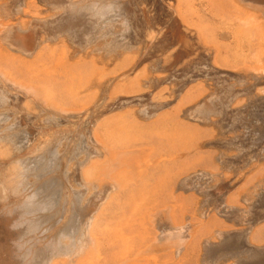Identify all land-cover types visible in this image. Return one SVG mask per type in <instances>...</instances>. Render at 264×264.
Listing matches in <instances>:
<instances>
[{"label":"bare ground","instance_id":"bare-ground-1","mask_svg":"<svg viewBox=\"0 0 264 264\" xmlns=\"http://www.w3.org/2000/svg\"><path fill=\"white\" fill-rule=\"evenodd\" d=\"M41 1L54 13L36 9L37 0H0V110L23 114L13 119L0 112V128L14 121L10 131L4 129L10 140L0 142V158L6 160L11 150L31 142L32 133L21 130L32 124L34 106L39 116H48L49 126L59 129L71 119L79 122L71 129L84 125L74 145L73 137L67 139L66 152L59 150L61 136L42 140L39 154L25 161L33 184L24 183L15 166L0 179V215L22 217L12 216V224L25 228L19 239L27 240L22 245L17 241L18 251L12 249L18 259L23 254L20 264H264V227L254 226L255 219L247 216L254 193L264 189V178L236 199L224 197L232 177L250 182L258 165L249 167L246 161L249 168L237 167L236 151L252 137L250 131L257 132L255 126L264 128V87L262 94L253 92L264 86V19H257L264 18V0H141L155 19L173 20L178 13L194 28L199 46L192 62L186 59L190 51L183 49L179 19L151 48L158 33L152 27L144 44L131 28L127 41H117L116 33L126 29L118 20L133 11L130 2L131 7L126 5L130 0ZM142 13L147 19V11ZM188 14L194 23L187 22ZM78 19L94 24L93 38L64 34L74 31L72 24L64 29V23ZM38 27L56 32L41 41ZM90 59L91 64L86 62ZM142 63L147 72L133 83ZM165 82L172 85L169 95L157 102L154 96ZM116 110L125 113L92 119ZM252 119L259 124L249 130ZM263 135L257 142H264ZM214 141L224 148L211 154L206 150ZM263 153L257 156L261 163ZM63 155L70 164L76 162L65 173L69 163ZM70 169L77 187L68 185ZM243 222L248 229L241 227Z\"/></svg>","mask_w":264,"mask_h":264},{"label":"rangeland","instance_id":"rangeland-1","mask_svg":"<svg viewBox=\"0 0 264 264\" xmlns=\"http://www.w3.org/2000/svg\"><path fill=\"white\" fill-rule=\"evenodd\" d=\"M61 1H64V4H69V2H71V0H61ZM132 1V2H131ZM139 1V2H138ZM128 3L126 4L127 5V7H131V5H133V7H131L130 8V10H133V11H131L130 13L131 14H129V16H128V18L125 16L124 17V19H119L118 20V23L120 22V23H123V25H125V28L126 29H123V31H122V33L121 32H117L116 33V36H117V41L118 42H124V41H127V34H129V32L127 31L128 29L130 30V28H131V32L130 33H134L133 35L136 37V39L137 38H139V37H143V39H141V40H143V41H141L142 43L146 40H149L151 37H149L150 36V34L149 33H147L146 32V30L150 27H152L153 28V30H154V32H158V33H156V34H154V37H153V43H151V45H150V47L152 46V47H154V46H156V45H158V43L159 44H161L162 43V38H163V34L162 33H164L165 32V30L166 31H168L169 30V27L171 26V24L177 19H179L178 21H177V23H179L178 25H179V27H180V32H182L181 34H183V37L185 38V44H184V46H183V49L185 50V51H190V55H186V59H187V57H188V61L189 60H191V59H193L194 58V53H195V50L198 48V46H199V42H198V40H197V38L195 37V35H194V31H193V27L192 28H189V26L183 21V20H181V17H180V15L178 14V13H174V19L172 20V19H168L167 20V18L168 17H165V19H163L162 21H160V20H158V19H155L154 18V12H152L149 8H146V4L147 3H143L141 0H135V1H133V0H130V1H127ZM131 3V5H130V3ZM136 3V4H135ZM140 3H143V4H145V5H141ZM130 6H129V5ZM139 5V6H136V5ZM36 6H37V8L36 9H38V10H40V11H42V12H44V13H46L47 12V10L49 9V7L44 3V2H42L41 0L39 1V0H37V2H36ZM66 6V5H65ZM135 6H136V9H137V13H136V10H135ZM141 6V7H140ZM143 6H144V8H143ZM168 6V5H167ZM42 8V9H41ZM43 8H46V9H43ZM133 8V9H132ZM140 9V10H139ZM143 9H145V11H147V13H146V15H148L147 16V19H144L143 18V13H142V11H143ZM49 12V13H48ZM47 12V14H52V13H54V12H50V11H48ZM135 12V13H134ZM149 12H151V13H149ZM175 12V11H174ZM153 13V14H152ZM111 14H112V12H111ZM110 14V15H111ZM138 14V15H137ZM175 14H178L179 15V18L177 17V15H175ZM23 15V14H22ZM135 15H137L136 17H134ZM151 15V16H150ZM194 15H187V22H189V21H191V23H194L191 19H195V17H193ZM15 17L17 18H20V16L18 15V16H16L15 15ZM15 17H13L12 19H16ZM129 17H130V19H129ZM152 17V18H151ZM176 17V18H175ZM22 19H25V21L28 19L27 17H25V16H23V17H21ZM126 19V20H125ZM136 19H138V20H136ZM143 19V20H142ZM227 19H232V18H227ZM250 19H254V17L252 16V18H250ZM257 19H264L263 17H258ZM81 19H78V20H75V21H71L70 23H69V25H68V23H64V29H66L67 28V26H70L71 24H72V26H74L73 28H74V31H68V30H65L64 31V34H66L67 35V33L69 34L70 32H74L73 34H70V37H73L75 34H76V32H78L77 33V35H78V37H79V39H81V40H87L88 38L87 37H85L84 39H83V36H88V37H91L92 36V38L94 37V34H93V29L92 28H94V30H95V27H94V24H92V22L91 21H87V19H86V21H83V20H81ZM90 20V19H89ZM152 20V21H151ZM167 20V21H166ZM172 20V21H171ZM78 21V22H77ZM133 21V22H132ZM182 21L184 22L183 24H181L182 23ZM27 22V21H26ZM111 22L112 21H110V24H111ZM115 22H117V21H115ZM155 22V23H154ZM161 23V26L160 25H158V23ZM165 22H166V24H165ZM170 22V23H169ZM119 23V24H120ZM26 24H28V23H26ZM90 24V25H89ZM130 24V25H129ZM156 24V25H155ZM165 25V27H164V25ZM79 25V26H78ZM85 27H84V26ZM100 23H99V27H100ZM134 25V26H133ZM163 25V26H162ZM77 26V28H75ZM130 26V27H129ZM132 26V27H131ZM134 27V28H133ZM164 27V29H162ZM89 28V30L87 31V29ZM165 28H167V29H165ZM220 28H221V26L219 27V29H218V31L217 32H219L220 31ZM36 29H38L37 31H36V33H37V36H39V38H41V41L42 40H44V39H46L47 38V36L49 35V34H53L52 32H56V31H54V30H52V28L51 27H45V29L44 28H40V27H38V28H36ZM63 29V30H64ZM77 29V30H76ZM132 29H134V31H137L138 30V32L136 33V32H133V30ZM144 29V30H143ZM161 29V30H160ZM182 29V30H181ZM216 29H217V27H216ZM40 30H41V32H40ZM82 30V31H81ZM125 30V31H124ZM141 30V31H140ZM42 31H44V32H42ZM50 31V32H49ZM67 31V32H66ZM85 31V32H84ZM144 31V32H143ZM193 31V32H192ZM82 32H84V33H82ZM192 32V33H191ZM34 33H35V31H34ZM141 33V34H140ZM147 33V34H146ZM46 34H48L47 36H46ZM120 34V35H119ZM136 34V35H135ZM73 35V36H72ZM80 35H82V37L80 36ZM89 35H91V36H89ZM148 35V36H147ZM138 36V37H137ZM182 36V35H181ZM75 37V36H74ZM126 37V38H125ZM134 37V38H135ZM147 38V39H146ZM160 38V39H159ZM195 38V39H194ZM75 39V38H74ZM192 39V40H191ZM110 41L109 42H111V43H113V45L114 44H116V42H113L112 41V38L111 39H109ZM40 41V42H41ZM68 41V44L70 45V46H72V47H74L73 46V44H72V42L68 39L67 40ZM70 41V42H69ZM92 41V40H91ZM138 41V45H139V43H140V41L139 40H137ZM145 41V42H146ZM157 41H159L158 43H157ZM263 41V40H262ZM95 41H92V43H94ZM144 42V43H145ZM161 42V43H160ZM143 43V44H144ZM222 43H224V44H226V43H228V41H225V40H223L222 41ZM263 43H264V41H263ZM72 44V45H71ZM136 44V45H137ZM264 45V44H263ZM262 45V46H263ZM44 46H46V45H43V47ZM94 46H95V43H94ZM150 47H149V49H150ZM151 47V48H152ZM75 48V47H74ZM263 48V51H264V46L262 47ZM93 50V49H92ZM94 51V50H93ZM196 51H198V50H196ZM71 52V54H72V52H73V50H71L70 51ZM69 52V53H70ZM170 52H171V50H169V52L167 53V55H165L166 57H168L169 58V55H170ZM122 53L124 54V51H122ZM70 54V55H71ZM97 56V55H96ZM100 56V54L97 56V57H99ZM160 56H162V55H160ZM112 59V58H111ZM123 60V58L122 57H120V58H118V59H116V60H114L113 61V63H112V66H111V68H110V70H109V72H110V74L112 73V72H114V71H116V70H114L115 68H114V66H115V64L116 63H118V62H121ZM116 61V62H115ZM75 63V61H71L70 63ZM87 63H89V64H91V59L90 60H87L86 61ZM115 62V63H114ZM189 62H192V60L191 61H189ZM255 63V62H254ZM148 64V63H147ZM192 64V63H191ZM146 65V63H142V65L137 69V71H136V73H135V75H133V77L132 78H135V79H133L134 81H133V83H135L136 82V80H139L140 81V79L143 77V74L144 73H146L147 72V69H144V66ZM259 65V64H258ZM101 65H98V67H100ZM194 66V65H193ZM192 66V67H193ZM143 67V68H142ZM258 67H260V65L258 66ZM91 68V67H90ZM148 68V67H147ZM193 69V68H192ZM226 71H225V70ZM222 70H224L223 72L224 73H232V74H234L236 71L235 70H233V69H228V68H223ZM231 71V72H229V71ZM234 71V72H233ZM112 75H114V74H112ZM235 75V74H234ZM134 76H136V77H134ZM163 76H167L166 74H164ZM1 81V80H0ZM125 82H127V81H125ZM124 83V82H123ZM212 83H214V82H212ZM196 83H194V84H192V86H196L195 85ZM121 85V84H120ZM171 84H170V82H165L164 83V85L159 89V90H157V92L156 93H158L156 96H154V99H156L155 101H157V100H159L160 98H165V97H168V95H169V90H170V88H171ZM259 87V88H258ZM257 88H254L255 90H253V92H254V94L256 95V94H262V91H260V88H263L264 86H263V83L260 85V86H258ZM163 89V90H162ZM165 89H166V91H165ZM168 89V90H167ZM2 90V89H1ZM160 90H162V91H160ZM2 94H4L3 92H2ZM159 94H161V96H159ZM4 96V95H3ZM135 96V95H134ZM2 97V95L0 96V98ZM132 97V96H131ZM244 99V101H242V104H244L246 101V99L245 98H243ZM1 101H4V100H1L0 99V102ZM160 101H161V99H160ZM158 102V101H157ZM110 105H111V103H109ZM108 104V105H109ZM2 109H3V111H2ZM1 110H0V112L2 113V115H9V114H11V116L10 117H13V119L14 118H18V117H22L23 116V114H21L20 112L21 111H16V110H14V111H12L13 109H6L5 107H3ZM22 109V108H21ZM21 109H19V110H21ZM131 110V109H130ZM16 111V112H15ZM38 111H40L39 109L37 110L36 109V107L34 106V108L32 109V111L29 113L30 115H32L31 117H30V119L32 120V124L31 123H29L28 125H27V127L25 126V128H22V132L23 133H25V134H29L30 132L32 133V137H31V142H33V140H34V142H33V144L29 141V142H26V144H25V148L23 147V149L21 150V149H19V151H18V147L17 146H12V144H10L9 145V148H11V147H13V148H16L17 149V151L16 152H19V153H16L15 154V150L13 149V148H11V149H13L14 151H10L12 154H10V155H8V158L5 160L4 158H0L1 160H0V179L2 178V176L6 173V170H8L9 169V171H10V169L12 170L13 168H14V166L15 167H17L18 169H19V173H18V175H21L20 177H21V179L24 181V183L25 182H28V185L30 184L31 185V183L33 184L34 182H33V180H35V178L34 177H31V172H30V170H29V167L27 166V163L25 162V161H27V159H30L32 156H36V154L38 155L39 153L37 152L39 149H40V145L43 143V141L42 140H44V139H46L47 140V138H48V140H51L55 135H57L56 137V139H59L60 138V136H61V139H60V141H62L63 143L60 145V147H59V150H60V152H66V149L68 150V146L70 145L69 144V142L70 143H73V145L76 143L75 141L77 140L76 139V135L78 134L79 135V131H80V127H81V131H83V128H82V126L84 125V124H82V122H80V124H82L81 126H79L78 128H79V130H76V129H71V126L72 125H70V124H73V127H75L74 125H76L77 126V124L79 123L78 121H72L73 119H71V122L69 123V122H64L67 126L68 125H70L69 127H70V129H69V127H67L65 124L63 125V127H61V128H59V129H57L55 126V124L54 125H52V126H49L48 124H47V119H48V116L47 115H44V116H39V114H38ZM100 111H102V109H100ZM4 112V113H3ZM9 112V113H8ZM125 112H119L118 110H116V111H113V112H110V113H106L105 115H101V114H98V113H96V114H94L93 115V117L94 118H92V119H94V121H98V120H102V121H104V119H106V118H110V117H113V116H117V115H121V114H124ZM263 114V118H264V111L262 112ZM19 114V115H18ZM1 116V115H0ZM9 116H8V118H9ZM100 116V117H99ZM104 116V117H103ZM258 117H260V116H258ZM63 118H67V117H63ZM36 119V120H35ZM42 120V121H41ZM65 121H67V120H65ZM259 121V119H252V121H250L249 123H248V126H250V129L249 130H252L251 128H252V126H254V125H257V124H259V123H257ZM11 122V123H10ZM77 122V123H76ZM253 122V123H252ZM8 123V124H7ZM5 125L6 126H3L4 128H0V133L2 134H0L1 136H0V142L1 141H3V140H5V142H6V140H10V137L8 138V136H9V134H8V132L7 131H10L8 128L10 127V126H12L13 124H14V121L13 120H10V121H8ZM252 123V124H251ZM46 125H47V127H46ZM252 125V126H251ZM32 127V128H31ZM51 127H53V128H51ZM56 128V130H55V128ZM256 127V129H258V130H256L257 132H252V131H250V133H249V137L250 136H252V137H250L249 138V140H247V142L244 144V146L243 147H241L242 149H240V150H238V151H236V157L237 158H239L240 160H239V163H238V165H236L237 167L239 166V168H242V167H244V166H246V167H244V168H249V167H251V166H256V162H257V169H258V166H259V169L257 170H254L253 172H252V174H250L249 175V177H251L252 178V180L249 182V181H247L246 182V180H248V178H241L240 177V179L237 181V182H234L237 178L235 177V179L232 177L231 178V180H229L228 182V184H227V186L229 187L228 189H227V193H225V195H224V197H225V199H228V198H231V196L233 197V198H237V195H239L240 193H243V191L245 192V191H247L246 189H248V188H250L251 186L250 185H253V182L254 183H256L259 179H263L264 178V162L263 163H261L259 160H262L260 157L258 158L257 156H259V154H261L262 155V153L264 152V142L262 141L261 143L260 142H257V139H258V137L259 138H261L260 136H262V134L264 133V128L262 127V126H259V125H257V126H255ZM258 127V128H257ZM260 127V128H259ZM28 128V129H27ZM49 128V129H48ZM64 128H66V129H63ZM68 128V129H67ZM76 128V127H75ZM4 129H6L7 131H5ZM2 130V131H1ZM4 130V131H3ZM74 130H75V132H74ZM47 131V132H46ZM56 131H59L57 134H56ZM71 131H73V132H71ZM78 131V132H77ZM262 133L261 135H259L258 134V136H257V138H256V135H255V133ZM55 133V134H54ZM61 133V134H60ZM69 133V134H68ZM73 134V136H72V134ZM86 134L88 133L87 131L85 132ZM243 133V132H242ZM54 136H53V135ZM65 134V135H64ZM68 134V135H67ZM252 134V135H251ZM4 135V136H3ZM59 135V136H58ZM75 135V136H74ZM77 135V136H78ZM20 137L22 136V138H24V135H19ZM48 136H51V137H48ZM5 137H7V138H5ZM47 137V138H46ZM59 137V138H58ZM73 137V138H72ZM263 137H264V135H263ZM33 138H35V139H33ZM50 138V139H49ZM64 138H66V140L64 139ZM69 138H72V140H74V142H72V140L70 139V141L69 140H67V139H69ZM75 138V139H74ZM39 139V140H38ZM53 140V139H52ZM250 140H252L253 142H251ZM69 141V142H68ZM4 142V141H3ZM68 142V143H67ZM215 142V141H214ZM250 142V143H249ZM256 142V143H255ZM216 143H217V141L214 143V145H213V147H212V149H211V146L210 145H208L207 147L209 148L208 150H206L207 152L209 151L211 154H213L212 152H213V150H216V151H214L215 152V154L216 153H218V150L221 152V148H224L223 146H218L219 144L217 143V145H216ZM252 143V144H251ZM69 144V145H68ZM73 145H71L72 147H73ZM254 145H256V146H254ZM23 146V145H22ZM34 146H36V148L34 147ZM70 146V147H71ZM250 146V147H249ZM75 147V146H74ZM216 147V148H215ZM220 147V148H219ZM39 148V149H38ZM65 148V149H64ZM219 148V149H218ZM25 149V151H23ZM27 149V150H26ZM33 150V151H30V150ZM253 149V150H252ZM35 150V151H34ZM37 150V151H36ZM242 150V151H241ZM30 152V153H28V152ZM204 151H205V149H204ZM260 151H261V153H260ZM248 152V153H247ZM254 152V153H253ZM14 154V155H13ZM23 154V155H22ZM35 154V155H34ZM239 154V155H238ZM249 154H250V157H249ZM251 154L252 155H254V158L253 157H251ZM264 154V153H263ZM12 155V156H11ZM16 155V156H15ZM21 155V156H20ZM29 155H30V157H29ZM32 155V156H31ZM260 155V156H261ZM15 156V157H14ZM18 156V157H17ZM26 156V157H25ZM64 156V155H63ZM11 159H10V158ZM13 157V158H12ZM22 157V158H21ZM64 157H67V158H65V162L67 161V163H69V165L67 166V168H66V170H64V173L65 172H67V170L70 168V167H73V168H75V163L73 164V163H71L70 164V162H68V161H70L69 159V157L68 156H64ZM256 157V158H255ZM18 160H17V159ZM26 158V159H25ZM248 158H251V159H249L248 160ZM4 159V160H3ZM9 159V160H8ZM20 159H22V161L20 160ZM67 159V160H66ZM243 159V160H242ZM245 159V160H244ZM11 160H12V162H11ZM16 160H17V162H16ZM19 160H20V162H19ZM251 160V161H250ZM259 162H258V161ZM5 161V162H4ZM14 161V162H13ZM246 161H247V163L249 164H247L246 163ZM3 162V163H2ZM6 162H7V164H6ZM10 163V164H9ZM13 163V164H12ZM19 163V164H18ZM252 163H253V165H252ZM1 164L3 165L2 167H1ZM6 164V165H5ZM255 164V165H254ZM262 164V165H261ZM21 165V166H20ZM247 165L249 166V167H247ZM6 166V167H5ZM8 166V167H7ZM10 166V167H9ZM5 167V168H4ZM27 167V168H26ZM23 171H22V170ZM260 169H263V170H260ZM73 170V169H72ZM71 169L68 171L69 173H68V175H69V181H71V182H69L68 183V185H70V184H72V186H74V187H77V183H75L76 181V177H75V175H74V173H73V171H72ZM249 170V169H248ZM3 171H4V173H3ZM8 171V172H9ZM29 173H27V172ZM72 171V172H71ZM7 172V173H8ZM24 174H23V173ZM71 172V173H70ZM246 172V171H245ZM244 173V172H243ZM29 176H28V175ZM25 175V176H24ZM24 176V177H23ZM259 177V178H258ZM30 178V179H29ZM258 178V179H257ZM234 179V180H233ZM26 180H28V181H26ZM74 181V182H73ZM230 181H232V182H230ZM256 181V182H255ZM249 182V183H248ZM233 183V184H232ZM71 186V185H70ZM233 186V187H232ZM29 188H27V190L25 191V193H23V195L25 194L26 195V193H28L27 191H29L28 190ZM22 193V192H21ZM255 195H254V199H253V206H252V208L251 207H248V212H247V216H248V218H251V219H255V221L253 222L254 223V226H256V224L258 225V224H260V226L258 227V228H262V227H264V189L263 190H259L257 193H254ZM12 199L13 198H11L10 200L12 201ZM22 199V198H21ZM24 201V200H23ZM18 203H20V201L18 202ZM241 205L243 206V207H247V205L246 204H244L243 202L241 203ZM250 208V209H249ZM248 213H250V214H248ZM5 218H4V217ZM0 215V264H16V262L15 261H17L18 263L17 264H20V262H19V260L21 259V258H23V252L21 251L19 254H20V256H21V254H22V256H21V258L20 259H18L15 255V253H16V251H18V245H17V247H16V245L15 244H17V241H18V243H21V245L27 240V238L26 239H24L23 241L21 240L20 241V237H19V233H20V231H23V230H25V228L24 229H19V228H16V226H14L12 223H13V221L12 220H14V219H22V217H20V216H16V217H14L13 215H11V216H9L10 217V220H9V217L5 214V215ZM14 217V219H13V217ZM250 216V217H249ZM258 217V218H257ZM256 219H257V221H256ZM259 219H262V220H259ZM9 221V222H8ZM211 223V222H210ZM246 222H243L242 223V225L243 224H245ZM253 223H251L252 225H253ZM244 226V227H243ZM243 226H241L242 228H247V227H249V226H247L246 224L245 225H243ZM25 227V226H24ZM248 229V228H247ZM246 229V230H247ZM16 230V231H15ZM15 239V240H14ZM247 240H249V237H247L246 238ZM250 242V241H249ZM13 244V245H12ZM12 246V247H11ZM14 246H15V248H17V250L14 248ZM15 249V250H12V249ZM20 250V249H19ZM12 253H11V252ZM18 253V252H17ZM29 252H27V254H28ZM13 254H14V257H13ZM25 257H26V254H25ZM16 258V259H15ZM22 260H24V259H22ZM42 262V261H41ZM41 262H39L38 264H41ZM42 264H46L45 263V261L44 262H42Z\"/></svg>","mask_w":264,"mask_h":264}]
</instances>
